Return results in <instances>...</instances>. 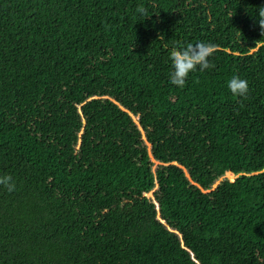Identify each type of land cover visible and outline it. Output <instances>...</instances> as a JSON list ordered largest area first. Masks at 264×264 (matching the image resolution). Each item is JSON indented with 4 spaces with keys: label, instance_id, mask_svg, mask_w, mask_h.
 <instances>
[{
    "label": "trees",
    "instance_id": "trees-1",
    "mask_svg": "<svg viewBox=\"0 0 264 264\" xmlns=\"http://www.w3.org/2000/svg\"><path fill=\"white\" fill-rule=\"evenodd\" d=\"M261 7L0 0V264H264Z\"/></svg>",
    "mask_w": 264,
    "mask_h": 264
},
{
    "label": "clouds",
    "instance_id": "clouds-1",
    "mask_svg": "<svg viewBox=\"0 0 264 264\" xmlns=\"http://www.w3.org/2000/svg\"><path fill=\"white\" fill-rule=\"evenodd\" d=\"M259 24L264 29V7L258 9ZM141 14L147 17L146 10H142ZM213 45L210 43L198 42L196 44L186 43L184 45H176L169 54L170 71L168 81L177 88H183L190 78V75L199 71L203 72L213 65L210 63L209 57L212 54ZM226 86L230 93L239 99H244L249 93V84L245 79L239 76H233L226 82ZM0 187L12 192L16 189V183L12 175L0 174Z\"/></svg>",
    "mask_w": 264,
    "mask_h": 264
},
{
    "label": "rangeland",
    "instance_id": "rangeland-1",
    "mask_svg": "<svg viewBox=\"0 0 264 264\" xmlns=\"http://www.w3.org/2000/svg\"><path fill=\"white\" fill-rule=\"evenodd\" d=\"M226 176L229 177V178H231V179H235V176L232 173H228ZM148 195L149 196H152L153 195V192L148 193Z\"/></svg>",
    "mask_w": 264,
    "mask_h": 264
}]
</instances>
